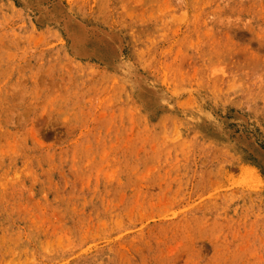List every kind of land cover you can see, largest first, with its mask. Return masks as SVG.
<instances>
[{"label": "rangeland", "instance_id": "rangeland-1", "mask_svg": "<svg viewBox=\"0 0 264 264\" xmlns=\"http://www.w3.org/2000/svg\"><path fill=\"white\" fill-rule=\"evenodd\" d=\"M0 264H264V0H0Z\"/></svg>", "mask_w": 264, "mask_h": 264}]
</instances>
